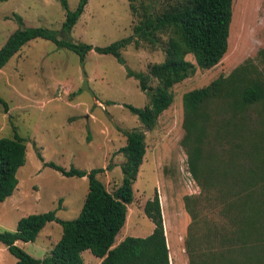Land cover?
I'll return each mask as SVG.
<instances>
[{
  "label": "rangeland",
  "instance_id": "rangeland-1",
  "mask_svg": "<svg viewBox=\"0 0 264 264\" xmlns=\"http://www.w3.org/2000/svg\"><path fill=\"white\" fill-rule=\"evenodd\" d=\"M67 1L70 10H75L80 2ZM180 1L89 0L67 39L108 46L133 35L144 14H161ZM66 12L62 0L0 1V49L15 31L28 27H47L59 31L61 38ZM161 39L155 46L148 42L128 45L122 50L125 64L112 54L96 50L82 61L76 52L44 38L29 41L10 59L0 72V97L7 103L0 102V138L14 137L16 128L27 144V158L18 171L17 189L0 202V231H14L22 217L50 210H56L62 220L77 218L89 192V176H65L45 162L88 173L106 168L98 177L114 191L123 181L122 165L126 157L121 148L127 144L125 131L142 130L147 151L133 185L134 201L128 205L127 222L117 242L127 236H142L152 228L153 221L144 208L158 193L164 221L168 229L173 228L175 236L180 233L179 240L185 248L181 264H190L191 259L197 260L202 253H221L243 246L244 240L233 239L240 235V228L246 227L247 215L252 214L243 211V205L256 207L255 230L261 234L248 243L258 239L264 243V183L259 181L251 190L254 195L247 196L246 188L241 189L236 182L237 178L248 177L249 170L245 169L254 165L255 154L252 159L232 152V159L229 150L236 148L240 139L225 134L227 141L222 132L211 146L204 148L208 174L199 181L190 169L183 142L186 92L207 86L221 75L228 77L246 63L252 78L260 74L264 66V0H234L227 54L216 67L198 69L176 84L172 89L174 103L160 115L155 128L149 130L127 107L145 108L150 101L140 81L130 76L129 71L148 73L152 64L162 62L167 36ZM188 59L195 62L193 55ZM86 80L91 91L84 88ZM157 85L158 80L150 81L152 88ZM224 104V99L215 98L209 111L212 106L217 112L215 107ZM262 108L259 104L250 111L253 119ZM222 120L215 131L219 127L224 130ZM256 127L261 129L260 124ZM258 164L254 175H264V157ZM109 165L112 166L107 169ZM240 192L243 193L239 195ZM243 194L248 201L242 200ZM189 206L193 213L189 212ZM62 234V225L53 221L47 223L36 241L18 244L33 257L43 259ZM189 239H192L190 247ZM231 255L246 258L237 252ZM82 256L84 264H99L100 258L91 250L84 251ZM0 264H18L17 257L2 243Z\"/></svg>",
  "mask_w": 264,
  "mask_h": 264
},
{
  "label": "trees",
  "instance_id": "trees-1",
  "mask_svg": "<svg viewBox=\"0 0 264 264\" xmlns=\"http://www.w3.org/2000/svg\"><path fill=\"white\" fill-rule=\"evenodd\" d=\"M88 2L80 0L78 7L70 10L68 1L62 0L67 12L61 38L59 31L42 26L15 31L0 49V72L25 44L36 38L49 39L60 47L70 49L82 61L90 51L96 50L101 54H112L125 64L122 50L128 45L134 42L139 46L142 42H148L155 46L161 42V36L166 35L165 59L162 62L152 64L148 73L129 71L130 76L140 81L150 101L145 108L133 105L127 107L139 116L145 128L152 130L160 115L175 101L173 87L194 75L198 69L210 70L216 67L229 50L234 0H181L161 14H144L141 22L134 27L133 35L103 47L67 39ZM189 55L194 56L195 62L188 59ZM249 70L246 63L228 77L221 75L207 86L192 89L183 95L186 129L183 142L188 150L193 175L199 181L201 176H207L204 148L208 144L211 146L218 134L223 132L222 138L227 141L225 134L235 140L240 139L235 144L236 148L233 146L229 150L232 159V152L250 158L255 154L254 165L245 169L249 170L248 177L237 178L236 181L241 189L246 188L247 196L254 195L251 190L258 186L259 181L264 183V175H254L255 166L264 157V66L254 78L250 76ZM152 79L158 80L156 88L150 86ZM215 98L224 99L225 104L215 107L218 108L217 112L212 106V111H209V105ZM0 102L7 104L1 97ZM259 104L263 108L253 119L250 111ZM219 120H222L223 131L221 127L215 131ZM257 124L261 125V129L256 127ZM14 130V137L0 138V202L12 196L17 189L18 171L27 158V144L16 128ZM125 134L127 144L121 148L126 157L122 165L123 181L114 191H110L98 177L106 168H95L88 173L75 167L67 170L54 162H45V165L59 170L65 176L88 175L89 192L80 215L73 220H62L56 210H50L22 217L14 231H0V243L17 257L18 264H84L82 254L86 250H91L101 258L100 264H171L158 193L148 200L144 208L147 217L155 224L154 231L146 237L127 236L117 244V236L127 222L128 205L134 201L133 185L147 151L146 136L142 130L125 131ZM237 149H241L242 153L239 154ZM247 196L243 194L242 200L248 201ZM188 209L193 213L190 206ZM243 209L252 214L247 215L249 220L246 227L240 228V235L233 239L241 242L244 240V245L238 249L228 248L221 253H202L197 260L191 259L190 264H264V243L261 239L255 240L253 244L248 243L261 235L255 230L257 221L254 220L253 212L257 209L252 205H243ZM193 216L196 219V214ZM53 221L62 225L63 234L45 258L33 257L18 244L19 241H36L47 223ZM192 239H189L188 247ZM235 252L246 258L241 260L239 256H232Z\"/></svg>",
  "mask_w": 264,
  "mask_h": 264
},
{
  "label": "crops",
  "instance_id": "crops-1",
  "mask_svg": "<svg viewBox=\"0 0 264 264\" xmlns=\"http://www.w3.org/2000/svg\"><path fill=\"white\" fill-rule=\"evenodd\" d=\"M164 222H165V232H166V237H167V243H168V247L170 250L171 264H174V263L175 264H181L184 262L185 248H182V245L180 243V240H179L180 233H178L175 236L172 233L173 228L171 226H169L170 229H168L167 222L166 221H164ZM154 228H155V224L153 222L152 228L147 230L146 232H144L142 237H146V236L150 235L154 231ZM121 241H118L117 244L120 243ZM186 251H187V249H186ZM100 263H101V258H100L99 264Z\"/></svg>",
  "mask_w": 264,
  "mask_h": 264
},
{
  "label": "water",
  "instance_id": "water-1",
  "mask_svg": "<svg viewBox=\"0 0 264 264\" xmlns=\"http://www.w3.org/2000/svg\"><path fill=\"white\" fill-rule=\"evenodd\" d=\"M85 89H87V90H89V91H91V89L89 88V85H88V81L86 80V83H85V87H84Z\"/></svg>",
  "mask_w": 264,
  "mask_h": 264
}]
</instances>
